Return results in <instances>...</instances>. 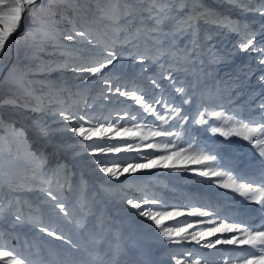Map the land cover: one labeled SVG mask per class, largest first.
Returning a JSON list of instances; mask_svg holds the SVG:
<instances>
[{
  "label": "rangeland",
  "instance_id": "rangeland-1",
  "mask_svg": "<svg viewBox=\"0 0 264 264\" xmlns=\"http://www.w3.org/2000/svg\"><path fill=\"white\" fill-rule=\"evenodd\" d=\"M227 1L187 0L185 12L169 8L161 15L167 17L165 22L168 29H172L199 3L230 18L234 24L247 26L256 32V42L264 44V35L261 34L264 16L255 10L264 8V4L260 0H254L255 3L248 0L246 4L233 5L231 13L224 15L221 8L231 4ZM37 3L40 7L27 20L22 15L19 27L9 37L10 47L6 44V55H0V249L12 250L13 256L23 259L25 264H111L109 255L114 254L101 251L100 247L104 245L97 246L95 236L89 232L101 235L110 231L108 223H117L133 231L140 242L135 243L137 251L129 250V259L138 264H176L177 259L183 260L184 264H195V260L200 264H243L244 259H252L255 250L248 245L202 246L237 233L218 232L201 244L194 241L172 243L153 221L139 216L126 201L133 199L143 203L144 198H154L166 205L181 207L185 212L200 208L212 213L210 217L184 215L164 221L166 227L175 226L180 221H192L194 226L187 229L186 234L212 227L206 223L209 219L239 222L241 226H249L245 222L247 216H259L264 221V209L260 205L211 182L218 181L219 177H212L210 181L209 177L200 176L198 171L204 170L203 165L176 163L179 171L171 167L152 168L113 179L91 163L96 157L91 155L90 145L97 142L96 138L92 142L82 141L81 137L67 130L70 125L60 113H70L74 118L85 116L93 123L107 121L132 126L127 119L120 117L125 112H140V106L114 93L117 87L137 90L150 101L162 98L174 102L182 107V114H187L188 122L183 127H176L177 122L170 121L164 127L178 132V136L153 137L145 144L155 143L163 148L164 144L170 146L174 142L178 148L214 153L220 161L221 171L230 170L233 176L239 174L260 180L264 173V157L247 141L236 136L225 138L213 134L209 128V125L220 126L222 119L232 115L234 110L238 118L245 119L259 120L264 114V109L259 107L264 103V82L259 80L264 74V65L256 59L259 53L237 52L235 45L239 43V37L236 33L201 23V37L205 33L213 34V40L208 43L214 45L213 52L219 60L209 64L210 56L205 53L202 66L196 69L188 66V72H175L169 69L167 57L155 62L148 59L143 64L137 62L140 55L155 54L154 48L149 51L151 41L143 32L133 41L136 47L119 41L113 43L118 28L124 29L120 32L123 39L125 32H133L136 25L151 24L144 19L150 7L148 0H37ZM169 3L175 4V0H169ZM129 10L133 16L125 15ZM120 17L123 18L117 24ZM73 28L84 31L96 46L80 37L75 41L64 39ZM162 39L175 40L178 46L187 47L191 37H174L169 31ZM106 47L115 49L118 59L103 70L106 74L103 79L69 70L107 58ZM154 68L157 70H152ZM168 71H173L174 78H177L176 86L185 87L192 101L190 104H182L174 86L167 79H160ZM205 72L212 76H205ZM82 76L89 78L85 82ZM153 78L159 81L160 88L151 83ZM105 80L111 83L112 90ZM220 105L224 106L223 109ZM204 109L208 110L204 117L208 124L196 123L200 119L198 111ZM213 111H223L225 116L218 119L211 115ZM143 116L142 123L153 122L160 126L154 117L147 113ZM105 140L107 144L122 143L119 137ZM129 142L140 143L139 140ZM149 153L162 154L157 149L141 147V155ZM99 155L105 160L128 158L137 162L136 152ZM184 168L197 171L186 172ZM48 192L56 195L58 200H51ZM57 202L65 206L67 216L55 207ZM149 208L158 210L159 204H144L141 210ZM17 215L21 217L20 221L15 219ZM47 217L56 222L52 221L55 227L45 222ZM40 227L62 234L78 247L72 248L41 233ZM120 247L111 245L112 250L123 256ZM0 264H4V260H0Z\"/></svg>",
  "mask_w": 264,
  "mask_h": 264
},
{
  "label": "snow or ice",
  "instance_id": "snow-or-ice-1",
  "mask_svg": "<svg viewBox=\"0 0 264 264\" xmlns=\"http://www.w3.org/2000/svg\"><path fill=\"white\" fill-rule=\"evenodd\" d=\"M148 2L150 7L148 8V15L144 19L145 21H151V24L145 22L136 25L133 32H125L123 39L120 38V32L124 31V29L122 27L118 28L115 40H113V43L119 41L122 44H132L133 47H136L137 45H135L133 41L139 33L143 32L147 40L151 41L149 51L154 48L155 54L153 56L140 55L137 61L138 63L143 64L145 59L155 62L161 57H167L166 63H168L170 69L175 72H188V66L192 69H196L205 63L203 59L205 53H208L210 56V59L207 61L209 64L216 63L219 57L213 52L214 45L208 43L213 40V34L205 33L203 37H201L199 25L204 23L215 26L217 29L236 33L239 37V43L235 45L237 52L249 54L259 53L256 59L260 65H264V44L256 42V32L250 30L247 26L234 24L230 18L221 16L214 10L207 9L203 7L202 4L197 3V6L189 10L181 21L177 22L172 29H168L165 22L167 17L162 16L161 13L166 12L169 8H174V10L183 13L188 8L187 0H175V4L169 3V0H148ZM229 2L239 6L245 4L246 0H229ZM260 2L264 4V0H260ZM37 7H40L37 0H0V55H6V44L10 47V44H8L9 37L12 33L16 32L19 27L22 15L24 19L27 20V17L31 16ZM241 10L247 9L241 8ZM255 10L259 15L264 16V8H257ZM125 15L133 16V12L129 10ZM122 18L123 17L118 18L116 23L119 24ZM169 31H171L174 37L190 36V44L187 47H183L178 46L175 40L169 42L168 40L162 39V37L168 35ZM261 34L264 35V24L261 26ZM78 37L86 40L88 44L94 47L96 46V42L89 39L84 31H79L75 28L65 34L64 39L75 41ZM104 52L107 58L92 65L71 67L69 70L73 73H87L89 76L103 79L106 75L103 73V70L110 68L115 60L118 59V53L115 49L106 47ZM160 67L163 68L164 65H160ZM142 71H147V69H142ZM173 71H168L166 75L162 74L160 79H167L169 83L174 86L175 93L179 94L182 98V104H190L192 101L185 91V87L176 86L177 78H174ZM204 74L205 76L208 75L207 72ZM81 78L86 82L89 77L82 76ZM259 80L264 82V74L259 77ZM105 83L108 85L109 90H112L111 83L106 80ZM151 83L156 88L161 87V84L155 78L151 80ZM113 91L119 94V96H123L140 106V112H125L124 115L120 117V119H127L128 123L132 126L118 123L114 124L107 121L93 123L91 120L85 119V116L74 118L70 113H60L63 120L67 121L68 125H70V127H67V130L81 137L82 141L92 142L94 138H96L97 142L90 145L91 155L96 157L91 163L98 165L99 171L113 179H119L120 176L125 173L134 174L138 171L152 168L164 169L171 167L173 170L179 171L180 169H177L175 166L176 163L203 165L204 170L198 171L200 176L209 177L210 181L212 177H219L220 179L218 181L211 182L217 183L220 188L238 193L240 196L244 197L246 201L258 204L261 209H264V173L261 174L258 186H254L256 185V181L251 178H246L239 174L233 176L230 170L221 171L220 161L214 153L209 154L208 152L202 150L196 151L191 148H178L174 142L171 143L170 146L167 143L164 144L163 148L155 143H144L153 137L178 136V132H173L165 128L164 125L168 124L170 121H176V127H183V124L188 122L187 114H182L183 109L181 106L162 98L153 99L151 101L147 100L145 99V95L137 90H122L117 87ZM157 106L162 107L164 111L158 110ZM220 107L223 109L224 106L220 105ZM259 107L264 109V103H261ZM207 111V109H204L203 112L198 111L197 114L200 116V119L196 121V123L208 124V120L204 118ZM144 113L154 117V121H159L160 126H155L153 122L142 123L141 121L144 120ZM211 115L219 119L223 118L225 113L223 111H213ZM209 128L213 134L218 133L225 138L236 136L247 141L259 152L261 157H264V114H262L259 120L254 118L245 119L243 117L238 118V114L234 110L232 115L222 119V124L220 126L213 127L209 125ZM116 137L121 138L122 143L107 144L105 138L111 140ZM132 140H139L140 143L129 142ZM99 141L104 142L101 143ZM141 147L157 149L161 151L162 154L155 155L149 153L147 156H143L140 154ZM121 151L136 152L137 157L135 159L137 162H131L128 158L105 160L99 155L100 153H119ZM170 161L173 163L170 164ZM109 164L111 166H108ZM121 164L124 166L121 167ZM183 171L197 170L184 168ZM48 196L53 201L58 200V197L51 192H48ZM126 202L131 208L137 210L139 216L153 221L156 227L160 229V233L172 243L194 241L196 244H201L208 236H216L218 232L226 231L237 233V235L231 237L217 238L214 242H206L202 246L206 248H215L217 244L248 245L255 251L252 252L253 258L244 259L243 264H264V225L258 228H252L250 226H241L239 222L225 223L224 220L217 222L214 219H209L206 223L213 225L212 227L207 230H198L191 234H186L187 229L194 226L192 221H180L179 224L175 226L167 227L164 226V221L174 220L177 216L184 215L210 217L212 213L207 210H201L200 208H193L185 212L181 207L166 205L163 201H157L154 198H144L143 203L133 199H128ZM149 203L159 204L158 210L153 211L151 208L146 211L141 210L144 204ZM55 207L65 216L68 215L62 203L57 202ZM15 219L20 221L21 217L17 215ZM39 231L55 240H60L65 244L71 245L72 248L78 247L62 234L46 227H40ZM177 237H179V239H177ZM10 257L11 259H5ZM0 260H4V264H25L23 259H17L13 256L12 250L0 249ZM176 264H184V261L177 259ZM195 264H200V261L195 260Z\"/></svg>",
  "mask_w": 264,
  "mask_h": 264
},
{
  "label": "trees",
  "instance_id": "trees-1",
  "mask_svg": "<svg viewBox=\"0 0 264 264\" xmlns=\"http://www.w3.org/2000/svg\"><path fill=\"white\" fill-rule=\"evenodd\" d=\"M170 69V68H169ZM152 70H157L156 68ZM210 72V71H208ZM208 77H211L212 75L209 73L207 75ZM181 78H183V74H181ZM150 98H154V95H150ZM75 220L77 219L75 216H73ZM56 223L54 220L47 217L45 222L49 226H54V223ZM108 226L110 228V231H105V233H102L101 235H96L97 233L94 231L89 232L91 236H95L97 240V246L98 244H103V247L101 248V251L104 253H110L114 255H109V263H114L116 261V264H138L137 262L131 261L129 259V250L137 251V245L135 243H140L134 236V232L131 231L128 227H126L123 224H111L108 223ZM55 227V226H54ZM59 230V229H57ZM98 232V231H97ZM111 245H119L121 253H123V256H120L117 254V251L112 250ZM136 246V247H135ZM150 256V253L148 254Z\"/></svg>",
  "mask_w": 264,
  "mask_h": 264
},
{
  "label": "bare ground",
  "instance_id": "bare-ground-1",
  "mask_svg": "<svg viewBox=\"0 0 264 264\" xmlns=\"http://www.w3.org/2000/svg\"><path fill=\"white\" fill-rule=\"evenodd\" d=\"M248 0H246V2H247ZM227 2H229V0L227 1ZM252 2H254V0H252ZM255 3V2H254ZM246 4V3H245ZM249 4V3H248ZM251 5V4H250ZM255 5H257V4H255ZM240 6V5H239ZM231 7H233V4H225L224 5V8H221L222 9V14H224V15H226V14H228L229 15V13H231ZM236 7H237V5H236ZM236 14V13H235ZM242 17V16H241ZM260 180H256V182H259ZM259 215V214H258ZM246 219H247V221H245L248 225H258V223H260L261 222V218L259 217V216H257V217H255V218H251V217H249V216H247L246 217ZM263 224H264V222H263ZM254 251V250H253Z\"/></svg>",
  "mask_w": 264,
  "mask_h": 264
},
{
  "label": "water",
  "instance_id": "water-1",
  "mask_svg": "<svg viewBox=\"0 0 264 264\" xmlns=\"http://www.w3.org/2000/svg\"><path fill=\"white\" fill-rule=\"evenodd\" d=\"M20 33V31H18L15 35H14V39H13V42L15 43L17 37H18V34ZM2 77L0 78V81H1Z\"/></svg>",
  "mask_w": 264,
  "mask_h": 264
}]
</instances>
